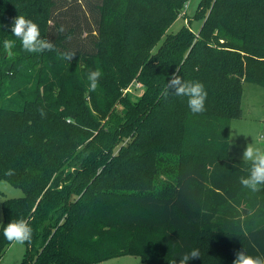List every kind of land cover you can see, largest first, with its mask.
I'll list each match as a JSON object with an SVG mask.
<instances>
[{
    "label": "trees",
    "instance_id": "1",
    "mask_svg": "<svg viewBox=\"0 0 264 264\" xmlns=\"http://www.w3.org/2000/svg\"><path fill=\"white\" fill-rule=\"evenodd\" d=\"M189 1L0 0V179L24 192L0 202V256L4 226L21 218L33 230L21 264L264 255V186L243 187L250 162L229 156L244 83L264 87V0H201L200 30L169 32ZM18 15L55 49L23 51L10 29ZM5 39L15 40L12 57ZM173 73L203 83L204 112L162 95ZM138 83L133 98L126 90Z\"/></svg>",
    "mask_w": 264,
    "mask_h": 264
},
{
    "label": "clouds",
    "instance_id": "2",
    "mask_svg": "<svg viewBox=\"0 0 264 264\" xmlns=\"http://www.w3.org/2000/svg\"><path fill=\"white\" fill-rule=\"evenodd\" d=\"M11 34L20 41L23 51L29 54H41L45 51H53L55 45L47 38H42L39 25L24 15H18L13 18L10 26ZM64 32L63 26L58 29ZM3 47L9 57L14 55L12 49L15 47V40L5 39ZM76 53L72 51L64 52L61 58L70 62ZM179 71V69H177ZM102 70L97 67L90 70L87 74L88 90L94 92L99 87V80L102 77ZM169 93L177 97H187V104L190 111L194 114L202 113L206 110L205 102L207 99V91L203 83L199 81H186L181 76L173 73L169 81L165 85L162 95L167 98ZM42 117L46 116L43 108L38 110ZM242 160L250 162L247 176L239 178L240 184L252 192H258L264 186V148L255 146L253 143L248 144L242 152ZM14 170L9 169L5 175L11 176ZM0 190H6V184L0 185ZM32 228L29 222L23 218L11 220L3 228L4 238L13 246L31 243ZM200 258L199 249H192L185 252L179 260V264H189V261ZM176 264V261H173ZM232 264H264V255L253 256L244 248L235 252V259Z\"/></svg>",
    "mask_w": 264,
    "mask_h": 264
},
{
    "label": "rangeland",
    "instance_id": "3",
    "mask_svg": "<svg viewBox=\"0 0 264 264\" xmlns=\"http://www.w3.org/2000/svg\"><path fill=\"white\" fill-rule=\"evenodd\" d=\"M201 0H190L184 7L182 15L173 23L169 32L175 33L180 28L189 24L196 32L201 28L204 17H195ZM187 17V18H185ZM142 86L133 84L130 93L138 97ZM131 94V95H132ZM243 115L231 122L230 156L242 158L244 148L253 143L255 146L264 148V87L251 82L244 83V91L241 103ZM230 150V149H229ZM6 184V190H0V202L9 197L23 196L22 188L12 184L6 179H0V185ZM3 220V208L0 206V225ZM156 240V239H154ZM26 245H9L0 256V264H21L26 253ZM100 264H144L140 257L124 255L106 260Z\"/></svg>",
    "mask_w": 264,
    "mask_h": 264
},
{
    "label": "crops",
    "instance_id": "4",
    "mask_svg": "<svg viewBox=\"0 0 264 264\" xmlns=\"http://www.w3.org/2000/svg\"><path fill=\"white\" fill-rule=\"evenodd\" d=\"M230 147H231V144H230ZM230 150L229 151H231V148H229ZM229 156H230V152H229ZM230 158H232V159H240V160H242V158H234V157H232V156H230Z\"/></svg>",
    "mask_w": 264,
    "mask_h": 264
},
{
    "label": "built area",
    "instance_id": "5",
    "mask_svg": "<svg viewBox=\"0 0 264 264\" xmlns=\"http://www.w3.org/2000/svg\"><path fill=\"white\" fill-rule=\"evenodd\" d=\"M137 85L139 86L140 84L138 83ZM128 90H130V88H129V89H127L126 91H128Z\"/></svg>",
    "mask_w": 264,
    "mask_h": 264
}]
</instances>
